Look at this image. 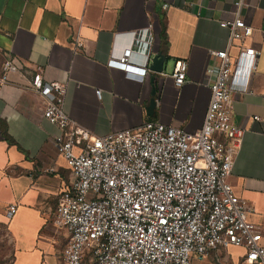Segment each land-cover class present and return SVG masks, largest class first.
Wrapping results in <instances>:
<instances>
[{"label":"crops","instance_id":"0c3cea01","mask_svg":"<svg viewBox=\"0 0 264 264\" xmlns=\"http://www.w3.org/2000/svg\"><path fill=\"white\" fill-rule=\"evenodd\" d=\"M245 2L242 16L254 30L230 47L236 61L232 121L244 133L235 142L229 180L252 204L251 219L264 245V0ZM234 10V0H0V70L6 58L18 66L0 88V222L13 238L15 264H61L68 240L52 216L74 174L57 151L55 127L43 115L46 99L32 86L34 74L65 83V110L94 134L150 120L194 132L211 98L208 49L226 47L229 32L220 21L232 18ZM151 22V57L166 55L163 72L149 63L144 78L135 79L110 67L109 58L130 44L132 31ZM246 46L260 49V55L243 53ZM179 59L188 63L181 86L172 75ZM153 89L156 104L149 110ZM11 203L17 209L9 215ZM192 264L257 263L245 260L244 246L230 245L196 255Z\"/></svg>","mask_w":264,"mask_h":264},{"label":"built area","instance_id":"2783aa9c","mask_svg":"<svg viewBox=\"0 0 264 264\" xmlns=\"http://www.w3.org/2000/svg\"><path fill=\"white\" fill-rule=\"evenodd\" d=\"M245 4L234 0V16L220 21L229 32L226 47L208 49L211 98L203 125L194 132L150 120L94 134L65 110L66 84L44 79L41 71L34 74L32 86L46 99L44 118L55 127L53 141L74 174L59 192L52 216L53 225L68 233L61 264H192L196 255L230 245L244 246L247 262L264 264L253 206L229 180L235 142L244 133L232 121L236 61L230 47L254 30L242 16ZM153 28L151 22L133 30L130 44L107 64L144 78ZM243 53L256 58L261 51L246 46ZM17 70L13 59L3 61L0 88ZM187 71L188 63L177 60L172 73L177 85L186 82ZM96 93L102 97V89ZM16 209V203L9 204L8 214Z\"/></svg>","mask_w":264,"mask_h":264},{"label":"rangeland","instance_id":"374dc122","mask_svg":"<svg viewBox=\"0 0 264 264\" xmlns=\"http://www.w3.org/2000/svg\"><path fill=\"white\" fill-rule=\"evenodd\" d=\"M0 264H15L13 238L3 222H0Z\"/></svg>","mask_w":264,"mask_h":264},{"label":"water","instance_id":"95a60500","mask_svg":"<svg viewBox=\"0 0 264 264\" xmlns=\"http://www.w3.org/2000/svg\"><path fill=\"white\" fill-rule=\"evenodd\" d=\"M166 60V55L160 52L154 53L151 57L150 68L156 72H163L164 62ZM153 96L150 99V105L148 109L151 110L155 107L156 98L154 97L155 89L152 91Z\"/></svg>","mask_w":264,"mask_h":264}]
</instances>
